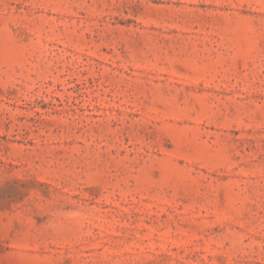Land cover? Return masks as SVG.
Instances as JSON below:
<instances>
[{
  "label": "rangeland",
  "instance_id": "374dc122",
  "mask_svg": "<svg viewBox=\"0 0 264 264\" xmlns=\"http://www.w3.org/2000/svg\"><path fill=\"white\" fill-rule=\"evenodd\" d=\"M0 264H264V0H0Z\"/></svg>",
  "mask_w": 264,
  "mask_h": 264
}]
</instances>
